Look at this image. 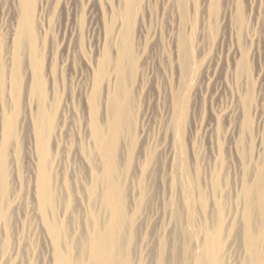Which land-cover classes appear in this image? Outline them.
Here are the masks:
<instances>
[{
	"label": "bare ground",
	"instance_id": "bare-ground-1",
	"mask_svg": "<svg viewBox=\"0 0 264 264\" xmlns=\"http://www.w3.org/2000/svg\"><path fill=\"white\" fill-rule=\"evenodd\" d=\"M82 1L64 0L61 7L55 1L56 11L49 13L52 23L55 19L58 23L57 31L62 30L70 44L82 36ZM138 1L125 0L117 40L103 47L98 58H89L85 74L79 78L76 58H72L61 78L52 57L47 78L40 43L49 2L17 0L19 14L11 51H5L1 67L2 95L13 101L12 111H6L5 106L0 114V222L4 231L3 236L0 232V247L4 264H264L263 166L253 180L249 178L254 166H246L240 217L238 212L228 224L225 202L216 197L212 208V195L200 185L199 193L196 189L198 203L188 199L183 205L177 195L176 172L169 178L165 194L168 185H162L160 170L166 154L161 156L160 141L156 143L159 149L151 145L135 152L132 82L139 66L131 20ZM89 25H95L92 19ZM186 41L177 42L176 53L183 85L171 89L167 109L178 122L187 115L184 89L191 56ZM76 46L68 47L66 62L70 52L78 54L81 45ZM27 87L39 101L32 113L21 118L22 94ZM20 124L30 157L26 186L31 218L22 227H13L10 208L18 199L11 197L10 147ZM128 135L130 147L124 160L123 141ZM165 175L168 178V172ZM211 178L214 193L220 189L221 179L217 172ZM197 204L203 207L201 216ZM143 226L145 239L140 243Z\"/></svg>",
	"mask_w": 264,
	"mask_h": 264
},
{
	"label": "rangeland",
	"instance_id": "rangeland-1",
	"mask_svg": "<svg viewBox=\"0 0 264 264\" xmlns=\"http://www.w3.org/2000/svg\"><path fill=\"white\" fill-rule=\"evenodd\" d=\"M55 1L60 3L57 4L59 7L64 2L48 0L45 9L47 20L43 21L41 29L40 44L45 59V76L49 78L52 59L56 58L58 74L62 78L67 72L65 65H71L72 60L76 58V69L78 68L77 74L80 78L86 72L89 58L99 57L103 47L117 40L119 30L123 27V19L120 16L126 6L125 0L82 1L83 30L80 39L77 38L81 48L77 39L70 44L63 31H57L56 19L52 23L53 18L49 13L52 9L56 11L53 6L56 7ZM18 14L17 0H0V114L4 112L5 106L6 111L13 109L12 99L5 100L2 95L1 67L5 63V51H11ZM132 18V37L139 66L132 82L136 96V121L134 120L133 127L135 131L132 130L137 141L135 152L138 153L144 146L151 145L159 149L160 145L161 156L166 154V158L165 155L161 158L163 163L160 170L161 178H165H162V185H168L165 187V194L169 192L166 191L171 182L169 178L176 172L179 183L176 189L180 193L177 190L176 192L183 205L188 199L198 203V188L201 186L213 196H210L212 208L216 197H221L225 202L229 224L238 212V218L240 217L243 206L240 191L242 182L247 178L246 166H254L250 180L255 178L260 167L264 168V0H139L133 7ZM90 19L95 23L93 28L89 25ZM53 36L56 37L51 41ZM181 37L187 40L191 60L185 81L186 90L183 87L187 96V115L186 119L178 122L168 114L167 109L170 107L171 89L183 85L182 78H179L181 73L176 57L179 40L183 39ZM75 43L79 52L76 56L70 52L69 61L66 62L67 49L73 48ZM38 101L37 96L30 93L28 87L25 88L20 105L21 118L23 114L32 113ZM28 122L27 120L25 125ZM24 135L25 131L20 124L19 133L10 147L13 170L11 197L18 199L10 208V226L13 227H22V224L31 218L30 212L27 211L29 202L26 186L30 173V157L24 143ZM129 139L130 135L123 141L124 160L130 147ZM157 141H160L159 145H156ZM167 146L171 153L166 149ZM166 163L170 165L167 167ZM167 172L168 178L165 175ZM216 172L220 175L221 187L214 194L211 177ZM192 183L196 185H190ZM183 188L190 194L184 193L186 191H183ZM183 193L184 197H180ZM197 205L196 210L203 214V207ZM242 223L243 221L240 226ZM142 229L144 231L142 230L140 235L141 240L139 237L140 243L145 239H142V235L145 236L144 226ZM0 232L3 236L1 222ZM0 264H4L1 247Z\"/></svg>",
	"mask_w": 264,
	"mask_h": 264
}]
</instances>
